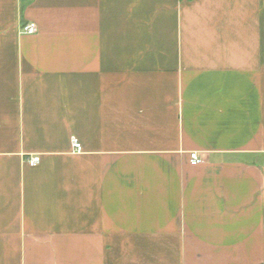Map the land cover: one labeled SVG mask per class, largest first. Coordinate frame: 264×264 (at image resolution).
I'll list each match as a JSON object with an SVG mask.
<instances>
[{
    "label": "crops",
    "instance_id": "0c3cea01",
    "mask_svg": "<svg viewBox=\"0 0 264 264\" xmlns=\"http://www.w3.org/2000/svg\"><path fill=\"white\" fill-rule=\"evenodd\" d=\"M0 264H264V0H0Z\"/></svg>",
    "mask_w": 264,
    "mask_h": 264
},
{
    "label": "built area",
    "instance_id": "2783aa9c",
    "mask_svg": "<svg viewBox=\"0 0 264 264\" xmlns=\"http://www.w3.org/2000/svg\"><path fill=\"white\" fill-rule=\"evenodd\" d=\"M19 31L21 34L33 35L37 31V27L34 23L29 22V23L23 24L20 27ZM70 143H71L73 153H75V154L81 153V151H82L81 145L77 142V140L75 138L72 137L70 139ZM189 161H190V165H192V166H195V165H198L199 163H201L200 158L198 157L197 153H195V152L190 153ZM26 162L29 166H35L39 162V157L33 156V157L29 158Z\"/></svg>",
    "mask_w": 264,
    "mask_h": 264
}]
</instances>
